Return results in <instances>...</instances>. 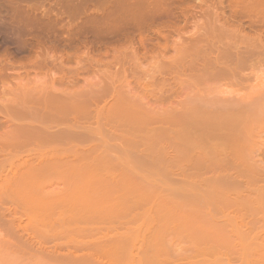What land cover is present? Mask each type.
<instances>
[{
  "label": "bare ground",
  "instance_id": "obj_1",
  "mask_svg": "<svg viewBox=\"0 0 264 264\" xmlns=\"http://www.w3.org/2000/svg\"><path fill=\"white\" fill-rule=\"evenodd\" d=\"M184 1H186V0H184ZM122 2H121V4H119V6L122 5L121 6L122 9H124V8L128 9L129 7L133 8V10L132 9L131 10L128 9V11H130V12L133 11L132 13H129L127 11V9H124V11H126L127 14H129V18H131V19H135L136 18V20H137V19L141 18V20L144 19V20L150 21L154 17H155L154 19H157L156 16H158V14H159V17L161 16V14L164 15L165 13H162V11L166 12V14H165L166 18L167 17L171 18V16L168 13L169 12L168 10L171 11L172 8L170 9L171 6L169 4H167V2H166V4L169 7L165 6V4L163 3V0H132V1L131 0L130 1L129 0H124V1L122 0ZM169 2H170V4L174 5L173 3L176 2V0L175 1L173 0V3L171 2V0H169ZM179 2L180 1H178L177 3L179 4ZM188 2H189V0H188ZM190 2H192V1H190ZM240 2H241V0H240ZM242 2H243L242 7L245 10H252V9H255V8L258 10V14H257L258 16H255V18L256 17H258V18L255 19V20L253 19L254 17L251 18L253 21H251V19H250L251 16L248 17V15H247V17L250 19V22H252L250 24H252V26H253V28H255V30H258L256 32L255 36L252 35V37H256L257 38V41H255V43L256 42L257 43L255 45H254V40L255 39L251 41L250 39H252V37H251V34H249V38L250 37L251 38L250 39H246V41L249 40V41H247V43L249 45L252 44V42H253V44H252L253 46L252 45L247 46L246 44H244L246 46L244 47V45H243L244 48H242V46L238 43L241 46V48H242V49H240L239 47L236 48L235 46H233L234 45V43H233L231 46H233V48L235 47L236 49L232 50V48H230V49L227 48L228 44L225 45V46L223 45L225 49H223V46H221L222 48H220V52L217 51L219 53V55L218 54L215 55L214 58L207 59V58H210V57H207V56H206L207 58L203 57L205 52L204 53L202 52L203 53L202 57H203L204 60L199 56L201 59L198 58L197 60H203L202 62L200 61L201 62L200 64L198 63L199 65L197 63L191 62V60H190V63L187 60V62L189 64H187V62L185 61L186 63L184 62L185 63V65H184V64L181 63V62H183L182 58H183V56H186V54L188 52H186L187 49L184 46V42L181 41L183 43H180V44L183 45L182 46V47H184L183 49H186V50L184 51V55L180 56L181 57V59H180L181 61L178 60V59H177V61H180L179 62L180 65L179 66H181V68H184V66L186 68L187 66H190V64H191V66L194 69V71L200 70L201 73H204V74H202L203 75L202 77L205 76L206 72H207L206 74H208V70L209 71L213 70L212 72H210V73H212L211 74V76H212L211 80H213V78H214L212 86L214 85V81H217L218 79H220L221 82H222V80L224 81L225 79L226 80L230 79L229 81H231V79H232V84L234 85V82L236 84V85H234V86H236L235 87L236 91H238L237 88L238 89H241V88L243 89L245 87V88L248 89L249 92H252V91L254 92V94H253V95H255L254 97H250L251 93L248 94V95L247 94L245 95V94L242 93L239 96H237V95L235 96V95H233L234 93H237L235 91L230 92V93H233L232 96H222L224 92L221 93V91L222 90L224 91V88H225V87L223 88V85H222L223 82L221 84L219 82H216L219 85V87L222 89L221 90L218 87L219 91H217V92L221 93L220 95L216 94V93H213V92H215V88H216L215 87V88H212L213 89V92H212L213 96L211 95V98H209V99L206 98V100H208V101L203 102L201 105L200 104L198 105L197 103L193 102V106H192V104L190 106V101H192V100L187 98V99H189V102L187 101V99H186V101L189 103V106H190V107H188L187 105L185 106V107H187L186 108L187 110H185V109L183 110L182 109L183 111H178L179 107L175 106L173 101H172L173 106L178 107L177 111H174L175 109L174 110L170 109V108H174V107H168L167 106L168 110H165L166 109L165 108L162 112L159 113V112H157L158 110L154 111L156 109L154 106H153L152 110L150 109V108H152L150 106L154 105V102H153V104L150 102V105H148L149 102H147L148 104L145 103L146 105L149 106V109H147V108L146 109H142L141 107H143V105L139 104L140 102L138 100H136V101L138 102V104L140 106L130 96L129 97L132 99L133 102L130 99L127 98L128 96L126 97L124 94L120 95L121 97L122 96L126 97V99L129 101L128 102L127 100H125L124 97H122L123 99L121 97H117V98H121L120 100H122V101L125 100L124 103H123V106L125 104L126 107L124 106V108H122V110L120 109L121 110V112H120L121 115H118L119 111L117 112L118 114L112 112L113 116L111 115L110 117H108V116L111 113H109V115H107V114L106 115H107V118L109 120L110 119L111 120L114 119L116 121H117L116 118L120 116L119 117L120 119H118V120H120L121 124L120 125L117 124L119 126V128L117 126V128H115V131L113 129L112 130L114 131L113 133H118V131L119 132L122 131L124 137L120 133H118V134L121 135L122 137L119 136V135L118 136H114L115 134H113L112 131H111L112 134H110V130L111 129L109 128L110 130L107 131L109 133H106V134H108L107 135L108 138H107V137H105L106 135L103 133L104 129L103 130L99 129V130H101V132L103 134V135H101V133L99 132V135L105 137V139L102 137V139H104L103 142H102L104 145L103 144L102 145L105 147V148H102L103 146H101V144H100L101 142L100 143L97 142V140L99 141L100 138H98V139L96 138V143L94 142V140H95L94 137H97L99 135L98 134H95L97 136L92 135L95 132L91 128L93 130V133H89V134L94 136V137L91 138V136H89V134H88V131L86 129H84V127L86 126L87 123H90V122H87V120H88L87 118H89V121L92 119L94 122L96 121V124L97 123L99 124V120H101L102 118L105 119V117H104L105 115L103 114L104 116L103 115L101 116L100 112L103 113V111H102V109H101V111H99V108L97 109L98 106H96V107L94 106V108H92V110H90L88 113L87 112H82L83 113L82 114L81 111H80V108L84 109V107H82V106L85 105L87 101H89L86 97L85 98L87 99V101L85 99V102L82 105V103H80L79 96L77 97L75 95L77 93H75V94L72 93V96L74 95L73 97L78 98L79 103H77V104H79L81 106L80 108H78L79 105H77L78 107L76 105H74L77 102L74 99H73L74 100V102H73V100L72 101L69 100V99H71L69 97H63V96H59V95H54L52 93L48 94V93H46V92H48L47 90L45 92L46 94L43 92V95L40 93L41 95L39 94V95H37V97H36V93L37 92L34 93L35 95H33L32 94L33 91L31 93L29 91H27V90L24 91V92L22 91L23 93H26V94L29 93V97L30 96L32 97V95H33V97L37 98V99L35 98L37 101H40L43 104L42 108L38 107V106H35L37 104L31 105L32 103L30 104L29 101L32 102L33 100L30 99L29 101L28 100L27 101L32 107H30V105H29V107L25 106L26 104L24 105L25 107H28V109L33 108V106L35 107V109L34 108L30 109L32 111H30V110L28 111L26 109L28 112H26L25 114L29 115V113L31 112L30 114L32 116V114L34 113V110H35V113H37V111H39L37 113V114H39V116L37 117L38 121H35L34 119L32 120L33 116L30 117V119H29L28 115L24 116V113H21L20 110H19V113L21 114L20 119L22 120L23 116L25 118H26V116H28L27 120H28L29 123L25 122V121L20 122L19 117L17 118V116H16L17 120L20 123H15L14 120H13L12 123H14L13 124L14 127H12L11 129L9 128V130L7 129L8 127L7 128L4 127V128H6L5 131H7V130L8 131L5 132L6 134L5 133L2 134V136L3 135L5 136V138H3V139H6L7 134L10 137L16 136V138H14V139L23 138V140H24V138L25 139L26 138H36V139H39L38 140V142L40 141L39 145L41 144L40 146H42L43 148L41 147L42 148L41 149L39 147L40 150L38 151V146H37V152L33 153V155L29 156V158L26 157L27 160H30L31 159L30 157H33L34 161L30 160V162H36V163H32V164L29 163L30 166L27 165V168L25 169L26 171H23V172L19 171L20 170L19 167H21L24 163L23 162H18L17 160H19V159H16L17 157L15 159L13 158V160L11 158H9L12 161H10V160L6 161V162H8V164L6 163L7 166H5L4 158H3L4 162L0 159V201H2L4 203H10V202L17 203V204H19V207H20V208H18V211L19 210H21L23 212L27 211V215H28L27 223L24 224V225H22V223H21V225L19 227L18 224H20V223L18 222V224H17L18 227H17L16 224H15V226L18 228V230L20 228L21 231L26 228L33 235L30 236V234H29L30 237L29 236L28 237L25 236V237H27L26 238L27 242L23 243L20 240L21 236H20V239H19L18 237H16V235H18V234H16V233H15L16 235L14 234V227L12 228L13 225L11 226L12 223L9 222L10 223L9 224L8 222H0V228H1L0 230L3 229L2 231H4V234H5V231H6L8 233V234L6 233L7 236L9 235L11 240H12L11 242L10 241L6 242L7 240H4V239L0 238V249L1 250H7V251H9L8 252L9 254H13L14 252L22 253V255L28 254L30 256H31V254H32V256L35 255V254L39 256V254H40L41 256H43L42 258L40 256L41 259H43L44 257H47V258H44V261H46L45 259H50L49 260L50 264L52 263V262H50L51 260H53V262L56 261L57 262L56 264H58V263H60V264H86V256H87V262L89 264L90 263L92 264V261H91V259L89 257H91V255L93 253H94L93 254L94 256L97 253H99L101 256L104 255V254H101V252H100V246L102 247V244H100V246H99V243L101 241H99L98 239H97L99 241L98 243H97V241L95 243L92 242V244L90 242H88L89 246L93 250L92 254H89V252H90L89 250L90 249L87 248L88 247L87 245H85L87 247H84L83 246L84 243H82V245H81V242L79 243L78 241H77L78 243L75 242L77 245L74 244V248L75 249L77 248L76 250H72L74 248H70L68 251L65 250L66 249V246H64L66 244L65 241H64L63 245L62 244L60 245V247L64 246L65 249H64V247H62L64 250L63 249H59L60 247H59V245H58L59 243L57 241H59V238L62 237V235L59 236V234L57 235V237L53 238V239H55L54 241L57 243L56 245H54V243H55L54 242V243H52L53 244L52 246L51 245L49 246L48 243L45 246V243L46 242H50L51 243L52 241L51 240L47 241V239H49V237L51 238L53 235L57 234L58 232H61V234L64 232V230H65L66 233L69 232L68 231L69 229H67V228L72 223H77V222H81L82 221L85 224H87V223L90 224L91 223V225L93 226L100 219H103V217H105V215H106L105 219H107V215L108 214L112 216V217L110 216L111 219L112 218L115 219L116 217L119 218L118 216H119V212H120L121 209L125 208L127 210L128 208H131V207L136 209V208H138L140 206H143V208H147L150 211L154 210V208H155V212H156V208H157V211H159V213L161 211V217L159 215L158 218L159 219H163L162 217H165V218L169 217V216H165V215H166V213L170 214V212H168V211L171 210V209H169V206L171 207V205H172V204L170 205V203H177V206H178L182 202L181 211H182V209L186 208L187 206H188V208H191V210L193 211V209H192L193 204L192 203H194L195 207L197 208V211H196V208L194 207L195 211L198 214L200 212L201 213L200 215L204 214V215L201 216V219H203L205 223L206 222L208 223L209 221L213 222V220L215 219L216 213L220 212L218 210H221L220 208H222V207L225 208L223 211H225L226 209L232 208L230 210V212L233 210L232 211L233 214L234 213H236V214L239 213L241 215L242 214L241 211H243V214H246L248 217L250 215H248L247 211L250 212L251 216L253 215L255 217H257V215L260 214V216H259V218H261L260 221L262 220V217L264 216V184H260V185L259 184L258 185L257 184L252 185V184H254L253 182H254L255 179L261 180L260 178L264 177V161L261 160V159H264V157L262 156V155H264V153H262V151H264V149H263L264 147H262L261 148L262 150L260 149L261 151L259 150V152L255 151L256 150L255 148L254 149H252V148L256 144V139H257L259 133L264 129V0H242ZM163 4L165 6L164 7L165 10L168 7L167 8L168 12L162 10V9H164L163 8ZM200 5H202V4H200ZM108 6H107V8H108ZM98 8H100V6ZM112 8H114V7H112ZM121 8L118 7L117 9L121 10V12H122ZM175 8H177V7H175ZM194 8H195V6L192 5V4H191V8L188 7L185 10H183L181 8L183 10V11H181V13H182L181 19L186 22L188 20V18L192 16L191 14H194L193 13ZM203 8H204V6L202 7V9ZM244 9H242V10H244ZM191 10H192V13H191ZM204 10H206V9H204ZM121 12H120V14H121ZM134 12H135V14H133ZM252 12H251L252 14L250 13L251 15L254 14V10ZM123 13H125V12H123ZM176 13L178 14V12H176ZM198 13H199V11H198ZM242 13H245V12L242 11L240 13V15ZM122 15H124V14H122ZM133 15H136V16L133 18ZM137 15H139V16H137ZM163 15L161 17L162 19L164 17ZM116 16L117 15H115V17ZM126 16H128V15H126ZM126 16L123 19H125ZM245 16L243 15V17H245ZM159 17H158L157 20L161 19ZM172 17H174V19H175V16L172 15ZM120 18H121V15H120ZM129 18H126V19H129ZM108 19H109V17H108ZM131 19H130V21H131ZM113 20H114V18H113ZM118 20H120V19H118ZM144 20H142V21H144ZM157 20H155V21H157ZM175 20H178V19H175ZM147 21H145V22L147 23ZM131 22H130V24H131ZM137 22H138V20H137ZM150 22H151V24H150ZM150 22H149V24L152 25L153 21H150ZM158 22L162 23L163 21H158ZM175 22L176 21L166 24L165 21H164V24H162V26H161L160 23H158L160 25L158 26V28L156 26V29L154 31H156V34H158L159 37L161 36L162 39H164V40L166 38L170 39V37H168V34H170L169 32L171 31V33H172L173 32L172 30H174V29L176 30V28H177V26H173L175 24ZM117 23H116V27H117ZM223 23H225V22L223 21ZM127 24H129V23H127ZM127 24H126V26H127ZM149 24H147V26ZM235 24H233L232 27H234ZM108 25H109V23H108ZM120 25H121V23H120ZM177 25H178V23H177ZM220 25H223V24H220ZM126 26H125V28H126ZM108 27H111V26L109 25ZM121 27H122V25H121ZM121 27H120V29H121ZM131 27L133 28V26H131ZM163 27L167 28V29L165 28L166 32H162L161 31V30L164 29ZM232 27H231V29L235 28V27L234 28H232ZM241 28H240V30H242ZM120 29L118 30L119 32L121 31ZM178 29H179V26H178ZM115 30H116V28H115ZM129 30H130V28L127 30V33H126V31L124 33L128 34ZM177 32H175V33H177ZM212 32H213V30H212ZM244 33L245 32H243V34ZM254 33H252V34H254ZM206 34H208V33H206ZM243 34L242 35L240 34V35L243 36ZM154 35H153V38L156 37ZM223 35H225V34H223ZM240 35H238V36H239V38L242 39V37ZM129 36L132 37L133 35L130 34ZM203 36L204 35L202 34L201 37H199L198 35H197V37L196 36H191V37H196L193 40V42H195V40L197 42L198 40H200V38L203 39V41L206 40V39L208 40V38H202ZM244 36L247 37L245 34H244ZM244 36H243V38H245ZM109 37H110L109 39L111 41L112 37L111 36H109ZM115 37L116 36L114 35V38ZM125 37H126V35H125ZM127 37H128V35H127ZM149 37H146V42L147 41L149 42V39L147 40V38H149ZM204 37H208V36H204ZM114 38H112V39L114 40ZM118 38H120V37H118ZM211 38H213V35H212ZM239 38L237 37V39H239ZM128 39H129V37H128ZM105 40H107V39H105ZM116 40H117V38L114 41L116 42ZM120 41H121V39H120ZM150 41H151V39H150ZM153 41H155V40H153ZM203 41H200V42H203ZM209 41H207V42H209ZM227 41L230 44V41L229 40H227ZM239 42H241V40ZM243 42H241V43H243ZM106 43H107V41H106ZM111 43H113V42H111ZM129 43H131V42H129ZM142 43H140V41H139V44H142ZM153 43L157 44L159 42L157 41V42H153ZM153 43H152V45H153ZM110 44H108V46ZM148 44L149 43L144 44V46L148 45ZM209 45L210 44H208V46ZM235 45H237V44H235ZM149 46H151V45H149ZM194 46H196V44ZM199 46H200V43H199ZM211 46L213 47L214 45H211ZM151 47H153V46H151ZM180 47H178L179 48L178 52H180L179 50H182V48L180 49ZM155 48L156 47H154V49ZM147 49L150 50V48H148V47H147ZM198 49H200V47ZM174 50H176V49H174ZM195 51H196V54H197L198 53L197 52V46L195 48ZM202 51H203V49H202ZM208 51L210 52V50H207L206 52H208ZM181 52L183 53V51H181ZM142 54H143V56L145 55V53H142ZM179 54L176 53L174 56L177 57V55L179 56ZM196 54L193 57H196ZM215 54H216V51H215ZM134 55H136V53ZM174 56H172V57L174 59H176V57H174ZM138 57H136V58H138ZM193 57H192V59H193ZM211 57H213V56H211ZM196 58H195V60H196ZM174 59H172V60L174 61ZM195 60H192V61H195ZM197 60H196V62H197ZM29 64H31V63H29ZM173 64L176 65L175 61H174ZM34 65H37V64H34ZM167 65L169 66L170 64L168 63V64H166V66ZM179 66L177 65V67L176 66L175 67L178 68ZM191 66H190V72L189 73H188L189 67L186 68L187 69V73L190 74V77H188L189 79L192 78L191 74L194 72V71H192L193 69L191 68ZM176 68L173 67V69H176ZM181 68L180 69L178 68V69L181 70ZM208 68H211L212 70H210ZM169 69H172V68H169ZM186 69L184 71H186ZM201 70H203V71H201ZM167 72H169V71H167ZM173 72H174V70H172V73ZM200 72L198 71V73H199L198 75L201 74ZM176 73L178 74V72H176ZM184 73H186V72H184ZM173 75H174V73H173ZM185 76H186L185 78H187L188 75H185ZM179 77H180V75H179ZM207 77H209V76H207ZM163 78H165V76H163ZM181 79L177 81L179 83V85H180V82H181L180 88H181V86L183 87ZM150 80H152V78ZM173 80H175V78H173ZM155 81H157V80H155ZM162 81H165V80L162 79ZM171 81H172V79H171ZM25 82H23V83H25ZM151 83H149V84H151ZM167 83H166V85H167ZM26 84L27 83H25V85ZM217 84L214 85V86H218ZM223 84L224 85L225 84L228 85L227 83H223ZM229 84H230V82H229ZM232 84H230V85H232ZM243 85H245V86H243ZM241 86H243V87H241ZM37 88H38V85H37ZM39 88H40V85H39ZM47 88H49V87H47ZM235 88H233V90H235ZM164 89H165V87H164ZM91 90L92 89H90L89 92ZM170 90H173V89L170 88ZM66 91H67V89H66ZM174 91L175 90H173V92ZM22 92H21V94H22ZM70 92H72V91H70ZM93 92H94V90H93ZM96 92H98V91H96ZM173 92H171V93H173ZM228 92L226 90L224 95L226 93H228ZM30 94H32V95H30ZM64 94H65V92H64ZM69 94L71 95V93H69ZM90 94H92L93 96H94V94L97 95L95 92L94 93H90ZM168 94H169V97H170V93L169 92H168ZM200 94H202V93H200ZM237 94H240V92L238 91ZM98 95H99V93H98ZM106 95H107V93H106ZM118 95H119V93H118ZM197 95L198 94H196V96ZM227 95H231V94H227ZM80 96H81V94H80ZM84 96H85V93H84ZM93 96H92V98H93ZM172 96H174V93L172 94ZM20 97H21V95H20ZM20 97L18 98V96H17L18 99H20ZM25 97L27 98V96H25ZM81 98H82V96H81ZM92 98L90 97V100ZM95 98H97V97H95ZM156 98H158V97L156 96ZM160 98H162V97L160 96L159 99ZM166 98L167 97H165V99ZM165 99H164V101H165ZM23 100H24V98H23ZM116 100H119V99H116ZM116 100H115V104L116 103L118 104L119 101L116 102ZM166 100H169V99L167 98ZM196 100H198V99L196 98ZM37 101H35L34 103H36ZM122 101H120V102H122ZM14 102H15V100H14ZM71 102H73V103H71ZM95 102H97V101H95ZM127 102H128V104H127ZM130 102H131V104H129ZM159 102L161 103V99H160ZM176 102L177 101H175V103ZM184 102H185V100H184ZM91 103H92V101H91ZM91 103L87 102V104H88V106L90 108L92 107V105L90 106ZM156 103L158 105H160V103H158V102H156ZM172 103H171V105H172ZM179 103H181V102H179ZM95 104L96 103H94L93 105H95ZM17 105H18V103H17ZM176 105H178V103H176ZM184 105L185 104H183V106ZM13 106H14V103H13ZM85 106H87V105H85ZM120 106H122L121 103H120ZM162 107H164V106H162ZM9 108L7 107V109H9ZM115 108H117V107H115ZM119 108L120 107H118V110H119ZM7 109H6V112H7ZM85 109L86 110H84V111H88L86 107H85ZM158 109H159V107H158ZM23 110L26 111L25 109H23ZM10 111H12V110L9 109V113H10ZM15 111L18 112V110H14L13 113H15ZM21 111H22V109H21ZM116 111H117V109H116ZM116 111H114V112H116ZM6 112H5V114H6ZM9 113H8V115L7 114L6 115L7 116H9L10 114L13 115L12 112L10 114ZM37 114H35V115L37 116ZM79 117L80 118H85L84 120L86 122H84L83 119H80ZM33 118H36V117H33ZM78 119H80V120H78ZM7 121L9 122V119H7ZM32 121H34V122H32ZM82 121H83V123H86V124H83ZM36 122H37V124H36ZM111 122H113V121H111ZM120 122H117V123H120ZM101 123L102 122H100V124ZM7 124L8 123H6V125ZM9 124H11V123L9 122ZM89 125H91V124H89ZM9 126H12V124L9 125ZM99 126L100 125H98V127ZM120 127H123V128H120ZM1 128H2V125H1ZM88 128H89V126H88ZM82 129L85 130V131H83ZM118 129H120V130H118ZM99 130L97 129L96 131L98 132ZM82 131H83V133H82ZM86 131H87V133H86ZM2 132H3V129H2ZM84 133L88 134V137ZM168 133L172 134L173 138H170V136L168 137ZM113 136L115 138H113ZM109 137H111L112 139H117V137L120 138V139L124 138V141L123 140L122 141L125 144L122 142L123 143L122 144L123 146H122L121 144L119 145V144H117V143H115L113 141L114 144L111 145L110 143H111L112 139L111 138L109 139ZM106 138L108 139V141H110L109 144H108V141L106 140ZM18 141H20V140H18ZM1 143H2V141L0 142V152H1V147H2ZM263 143H262V145H263ZM2 144H6V143H2ZM114 145L115 146L118 145V146L115 147ZM20 146L19 145L16 146L17 149ZM35 146H36V144H35ZM5 147H6V145H5ZM255 147H257V146L255 145ZM23 148L24 147L22 146V149ZM19 149H18V151H19ZM22 149H20V150H22ZM11 150H10V152H11ZM107 151H109L110 153H111V151L115 152V155L112 156L113 158L110 157V153L107 152ZM5 152H8V151H5ZM10 152H8V153H10ZM103 152H106V153H103ZM1 153H3V151ZM259 153H261V156H260ZM15 154H17V153H15ZM5 157H7V156H5ZM10 157H11V155H10ZM18 157H20L19 154H18ZM5 159H7V158H5ZM26 159L24 158V160H26ZM22 160H23V158L21 159V161ZM12 166L15 167L14 170H17V169L18 170L15 171V173H14V172H12L13 168H11V172L13 174L11 173V175H9L10 172L8 173V171H10V170H8V171H6V170H7V167L9 169ZM5 168H6L5 171L8 173V175L7 174L6 175L3 174V173H5V171H4ZM18 171L20 173H18ZM104 173H106L107 175L104 174ZM116 173H118L120 176H122V180H117L115 183H109V185L112 184V185H110V190L112 192L109 194V197L106 198L105 197L106 191H105V189L101 188V182L102 181L100 180L101 178H99V175H103V176L106 175V176H109V179L114 180ZM73 174H78L81 177L73 176ZM89 175L92 176L90 179H88V177H86V176H89ZM97 176H98V178H97ZM240 177L241 178L244 177V179H246V180L248 178V180H249L248 182L249 183L251 182V184H249L246 181H244V182L236 181V180H238L236 178H239V180H240ZM251 177L255 178V179L254 180H250L249 178H251ZM54 180H56L57 184L59 182L57 180H60V183L62 181V183L65 184L64 188L62 187L63 190H62V188L60 189L59 187H57V189H56V187H54L55 185L54 186L52 185V184L55 183V182L53 183ZM98 180H100L101 182L98 181ZM97 181L100 183V185H99V183ZM104 182H106V181H103L102 183H104ZM256 182L262 183V182H260L258 180ZM51 186L53 187L52 189L50 188ZM90 187H91V190H90ZM210 188H211V190L214 189V192L213 191L209 192L208 190ZM216 188L218 190H215ZM225 188L227 190H229V192L227 190H225ZM93 189L95 190L94 191L95 195L93 193ZM97 189H98V191H97ZM224 190L228 192V196H226L227 192L225 193ZM230 190H234V191L230 192ZM240 190H241V192L244 191L243 193H245V195L241 193V195H244V196L249 195L253 191H254L253 192L254 194L256 193V191H258L259 194L257 192V194H255V195H259V196L258 197L255 196L252 199L253 201L249 197L245 199L246 201L244 200V198L242 199L240 197V200L238 199L239 200L238 204L240 206H238V204L236 203V198L234 199V197H233L232 199H234V200H231V197H229V193H236V192L239 191L236 194L240 195ZM206 191H208V194L211 193V192L216 193L215 195H217L218 197L217 198L215 197L216 201L215 200H212V201L210 200L211 198H213L212 197L213 194L209 195L210 199L206 198V197L203 198V201H204L205 206H206V209H204L205 207L203 205L204 203H202V201H201L202 200L201 197L203 195L205 196ZM220 192L222 194H220ZM236 194H235V196H237ZM103 195H104V197H102ZM196 195H202L201 197L199 196L200 199H198L201 202H199L198 200H195V196ZM221 195H225V196H221ZM183 196H185V197H183ZM230 196H231V194H230ZM170 197H172L173 199L176 198L178 200L177 201L173 200ZM179 198L182 201H180ZM256 198L258 199V201H257L258 202L257 203L258 206H257V210H254L256 208V206H255V208L252 207V209H251V206H253V203L254 204L256 203ZM220 199H221V201H218ZM227 199H229V201ZM241 199H242V201H241ZM192 200L193 201L195 200V201L193 202ZM230 200L232 201V203L230 202ZM247 200H248V202H250V201L253 202L252 205L250 206V210H253L256 213V215H255V213L253 211H249V205L250 204H248ZM183 201L186 202L187 206L186 205L184 206L185 202H183ZM207 201L208 202L211 201L212 204H216L214 202H217V203L220 202L219 204L222 203V205H220L221 207H218L219 204H216L217 206L214 205V206H216L215 208H213L214 206L212 208H209V205H208V207L206 205L208 203ZM225 201H226V203H225ZM240 201H241V203L243 201H245L246 204H248V206H247L248 210L247 211H245L247 209V208L245 209L246 206L243 203L240 204ZM211 202H209V204ZM201 203H202V206H201ZM229 203H230L231 206L229 205ZM104 204H106V205L104 206ZM166 204H167L168 207L166 206ZM190 204H192V205H190ZM196 204H197V206H196ZM212 204H211V206H212ZM234 205H235V207H234ZM243 205L245 206L244 209H243ZM163 206H165V207H163ZM199 206L201 208L203 207L202 211H201V208ZM179 208H180V206H179ZM188 208H186V210ZM207 208L211 209L210 212L208 211V213L210 215L212 213H214V211H215L214 217L213 216L211 217L210 215L208 216V213H207V215H205V211L207 210ZM217 208H218V210H217ZM233 208H235V211H234ZM236 208L238 210H236ZM239 208H240V210H239ZM107 209H108V211L111 210L110 212L113 215H115V213H117L118 215H116V217L115 216L113 217V215L110 214V212H108ZM162 209H164V211ZM172 209H174V208L172 207ZM241 209H243V210H241ZM190 211L185 212V213L188 214V213H190ZM211 211H213V212L211 213ZM216 211H218V212H216ZM236 211H238V212H236ZM196 212H194V213H196ZM202 212H204V213H202ZM251 212H253L254 214H252ZM99 213L101 214V216H100ZM104 213H106V214H104ZM223 213L224 212H222V210H221V215H223ZM97 214H99V215H97ZM236 214L230 216L231 219L234 216H236ZM146 215H148V214H146ZM149 215L151 216V213ZM179 215L180 216L177 217L178 219L182 218L181 215H184V214L180 213ZM195 215H197V214H195ZM240 215H239V217H240ZM242 215H241L242 218L241 219L239 218L242 221H239V222L243 223V224L247 223L249 225L251 218L249 217V219H247L248 217L246 215H245L246 217H244V215L243 216ZM89 216L92 217V218H93V216H94V218L96 217V220H97L98 217H101V218L98 219L96 222H95V220H93L94 219L93 218L92 221L90 222ZM205 216H206V218H204ZM223 216L221 218H223ZM148 217L147 218L144 217L145 218V220H144L145 222H146V219H147V222H146L147 224H150L151 221H156V219H157V216L155 218L154 214H153V216L151 218L153 219V217H154L155 220H152L150 218L151 220L149 221ZM170 217H172V216H170ZM207 217H208L209 221L207 220ZM209 217H211V218H209ZM117 218H116V220H117ZM165 218H164V221H167L168 219L166 218V220H165ZM224 218H225V216H224ZM237 218H238V216L234 217V219L236 221L239 220V219L237 220ZM244 218L246 219V223H244L245 222ZM87 219H88L89 222L87 221ZM137 219L139 220V222L143 223L142 222L143 221L142 220V216H140V218H138V217L135 218V221H134V219H133V221L131 219L130 222L133 223V224L137 223L136 225L139 226ZM86 221H87V223H86ZM164 221H162V222H164ZM128 222H129V220L126 223L125 222H123V223L127 224ZM261 222H263V221H261ZM92 223H94V224H92ZM98 224L101 225V222L98 223ZM91 225L88 226V227H90V229L92 228ZM100 225H99V227H100ZM103 225H105V224H103ZM250 225H251V223H250ZM23 227H25V228H23ZM249 227L250 226H248L247 228L250 229ZM81 228L82 227L80 226V228H77V230H76V228L75 229H70V234H71L72 230L75 232V233H73V231H72V235L73 234H75V235L81 234V233H83L81 231H86L87 230V229L86 230L84 229L86 227H83L84 230H82ZM129 228H131V227H129ZM258 228H260V227H258ZM237 229L240 230V227L237 228ZM237 229H236V231H238ZM149 230H150L149 228H148V230L147 229L143 230L142 234L144 233V236L142 235V238L144 237V239H145V237L147 235L149 236V232H150ZM254 230H258V229L256 228ZM44 231H45V233H43ZM130 231L131 230H129V232ZM144 231H147L146 232L147 234ZM250 231H251V229L249 231L247 229L246 230L244 229L242 231V229H241L239 232H235V236H237V240H241L242 242H244L242 245L245 244L244 246H246V244L248 242V243L251 244L252 248L258 249V251H256L257 253H259V251L260 252L264 251V230L258 231V232L255 231V233L253 231H251L252 232L251 233ZM27 232L28 231H26V233ZM65 232L63 233V235L65 234ZM152 232L153 231H151L150 234H155L154 232L153 233ZM46 233H47V236L45 235ZM48 233L50 234L49 236H48ZM84 233H86V232H84ZM135 233H137L136 230H135ZM41 234H43V236ZM86 234H88V233H86ZM136 235L137 234H135L134 237ZM132 236L133 235H131V237ZM148 236L146 237L147 239H145V240L149 239L147 241V243L149 244V243H152L150 238H153V237H151L152 235H150L149 237ZM113 238L114 237H112V240L111 239L110 240L108 239V240L113 243V241H115V240H113ZM127 238H129V237H127ZM1 239L4 240V241H1ZM56 239H58V240L56 241ZM70 239H72V238H70ZM24 240H25V238H24ZM108 240H107V242H109ZM128 240L130 241V238ZM119 241L120 240H118V245H119ZM141 241L143 242L142 239H141ZM104 242H105V240H104ZM115 242H117V241H115ZM142 242L140 244H142ZM88 243L86 242L85 244H88ZM70 244H72V242ZM78 244H80V245H78ZM93 244H95V245H93ZM105 244H106V242H105ZM113 244L115 245V243H113ZM206 244H204L203 246H205ZM57 245H58L59 248L56 247ZM92 245L94 247L95 246H97V247L94 248V247H92ZM110 245H112V244H110ZM110 245H108V248H105L106 249L105 251H108L107 249H110V248L113 247V250L111 249V253H109V260L110 261L108 259L105 260V258H104V260H105V262L109 261L110 262V263L108 262L109 264H114V263L117 264L115 262V260H117L118 258H116L115 256H117V257L123 256V255H120L122 252L120 253V249L119 248H121V247L118 246L119 247L118 248L119 251L116 252L115 247H117V246L115 245V247H114V246H110ZM156 245L158 246V244H156ZM156 245L154 247L155 249L153 248L154 249V252L152 251L153 254L154 253H159L160 250L163 249L162 247L160 249V247L158 246V248H159V252H158L157 251L158 249H156L157 248ZM209 245L208 246L206 245L205 247H202L203 248L202 249L203 252L201 250H199L200 248H198V250H197L198 254H197V251H196V253H194L193 256L195 254L199 255V251H200V255L201 256L203 254H205V252L208 253V250L211 251L213 249V247L210 248L211 245L210 246ZM103 246L106 247L105 245H103ZM144 246H142L141 248H144ZM98 247H99V250H98ZM250 247H246V248L244 247V248L247 251L251 250L250 251V253H251L253 251V249L250 248ZM83 248L84 249L87 248V250L85 249V251H83ZM146 248H148V247H146ZM204 248H205V251H204ZM206 248H208V249H206ZM67 249H68V247H67ZM102 249H103V247H102ZM144 249L143 250L142 249L141 250L137 249V251H134L133 253H128V254H126V256H128L132 260H137L138 262L136 261V263L141 264L143 261L141 263H140V261L142 259H144V258L151 260L153 258H159L160 256H162V254H163V256H164V254L166 255V253L168 254V252L164 249L165 253L162 251L163 253L160 252V254L162 253L161 255L158 254L159 257H155L156 254H154L155 255L154 256L152 254V252H151V250H153V249L149 248L150 249L149 252H151L150 254L146 251L147 249H145V250ZM248 249H250V250H248ZM70 250H72V251H70ZM95 250L99 251V252L96 253ZM86 252H88V253H86ZM170 252L171 251L169 249V253ZM201 252H202V254H201ZM257 253H255L256 256H258ZM87 254L90 255V256H88ZM117 254H119V255H117ZM172 254H173V252H172ZM260 254L264 257V255H263L264 253L263 252L260 253ZM28 255H27V257H28ZM197 255H195L194 257L197 260H199V256L200 255L199 256H197ZM243 255L244 254H242V256ZM101 256H99V258H103ZM170 256H168V257L170 258ZM186 256L189 257L188 255H186ZM186 256H183V257L185 258ZM209 256L211 257V255H209ZM209 256H208V258H210ZM228 256H229V254H228ZM166 257H167V255H166ZM166 257L164 256L163 258L166 260L167 259ZM175 257H171V259L166 260V263H170L171 261L174 264L179 263V262H174V260L176 261V259H177ZM178 257H180V256H178ZM203 257L205 258L206 256L203 255ZM213 257H214V260H215L216 256H213ZM213 257H212V259H213ZM248 257H245L243 259H246ZM258 257L254 256V258H256L257 260H258ZM263 257H262V259H263ZM99 258H98V260H101ZM172 258H175V259H172ZM202 258H201V260H202ZM208 258H207V260L205 259V262L208 261ZM222 258H223V255H222ZM222 258L220 257L219 259H221L220 262L222 261L221 263L224 264L226 261H224ZM225 258H227V256ZM228 258L230 259V257H228ZM159 259L162 260V257L159 258ZM159 259H156V261H155V262H157V260H158V264L160 263ZM219 259L217 258V260H219ZM229 259H228V261L230 263L231 260H229ZM98 260H96V261L98 262ZM118 260H123V257L121 259L119 258ZM118 260H117V262H118ZM169 260H170V262H169ZM187 260H190V259H187ZM201 260H200V262H201L200 264H213V263H210V262L211 261L214 262L211 259H210L211 260L210 262L208 261L209 263L208 262L205 263L203 260L202 261ZM253 260L252 261L254 262V264L255 263L259 264L258 261L260 260V258H259L258 261L255 260V259H253ZM191 261H193V260H191ZM246 261H247V259L245 260V262ZM255 261H257V262H255ZM122 262L125 263L124 261H121V263ZM187 262H189V261H187ZM250 262L251 261H249V263ZM46 263L49 264L48 260H47ZM46 263L44 262L42 264H46ZM190 263H192V262H190ZM262 263L264 264V262H262ZM54 264H55V262H54ZM93 264H94V262H93ZM104 264H106V263H104ZM144 264H146V262H144ZM182 264H184V261L182 262ZM186 264H188V263H186ZM193 264H196V262L193 263ZM214 264H217V262L214 263Z\"/></svg>",
  "mask_w": 264,
  "mask_h": 264
},
{
  "label": "rangeland",
  "instance_id": "obj_2",
  "mask_svg": "<svg viewBox=\"0 0 264 264\" xmlns=\"http://www.w3.org/2000/svg\"><path fill=\"white\" fill-rule=\"evenodd\" d=\"M178 1H180L179 4L177 3ZM190 1H192L193 3L190 2ZM121 2H122V0H0V118H1L0 119V133H1L0 134V142L2 141V143H6V144H2L1 143V146H2L1 147V152L3 151V153L0 152L1 153L0 154V159L3 161V158H4L5 166H7L6 163L8 164V162H6V161H8V160L12 161L13 158L15 159L16 157H17L16 159H19V160H17L18 162H23L24 163L21 167H19V169H20L19 171H22V172L23 171H26L25 169L27 168V165L30 166L29 163H31V164L32 163H36V162H30V160H33L34 161L33 157H30L31 158L30 160H27L26 157L29 158V156H31V155H33V153L37 152V146H38V151L40 150L39 147L41 148L42 146H40L41 144L39 145V143H40V141L38 142L39 139H36V138H26V139L24 138V140H23V138H21V139L20 138L19 139H14V138H16V136L10 137V136H8V134L6 136V139H3V138H5V136L3 135L4 136L3 137L2 134L5 133V132H7L9 130V128L11 129L12 127H14L13 126L14 123H12L13 120H14L15 123H20L22 121L28 122V120H27L28 116H29V119H30V117L33 116V117H36V118H33L32 117V120L34 119L35 121H38L37 117L39 116V114H37V113L39 111H37V113H35V110H34V113L32 112L33 113L32 116L30 114L31 112L29 113V115L28 114H25V113L28 112L30 109H33V108L35 109L34 106H33V108L28 109V107H29V105L31 103H32L31 105L37 104L35 106H38V107H41L42 108L43 104L40 101H37L36 100L37 99L36 97L40 93L43 95V92L45 93L46 90L48 91V92H46L48 94H51L52 93L54 95H59V96H63V97H69V98H71V99H69L71 101L74 99L75 101H77L74 104L76 106L79 105V104H77V103H79V101H78V98L73 97L74 95L72 96V93L73 94L77 93L75 95L77 97L79 96V100H80V103H82V105L84 104L86 98L89 100V101H87V99H86V101L88 103L89 102L91 103V101H92V103L90 104V106L92 105L91 108L88 106L87 102L85 104L87 106H85V105L82 106V107H84V109L83 108H80L81 107L80 105H79V107L78 106L77 107L80 108L81 113L82 112H87L88 113L90 110H92V108H94V106L95 107L98 106L97 109L99 108V111H101V109H102L103 113L100 112V114H101V116L104 114L105 116L104 115L103 116L105 117V119L102 118L101 120H99V124L98 123L96 124V121L94 122L92 119L89 121V118H87L88 119L87 122H90V123H87L88 124L87 125L86 123H83V121L86 122L84 120L85 118H80V117L79 118L80 119H83V121H82L83 124H86V126L84 127V129H86L88 131V134L89 133H93V130H94L95 133L92 134V135L97 136L95 134H98L99 135V132L101 133V135H103L102 132H101V130L104 129L103 130V133L106 135L105 137H107V135H108L106 133H109L107 131H109L111 129L110 130V134H112L115 131V128H117V126H118L117 124H119V125L121 124L120 120H118V119H120L119 118L120 116L116 118L117 121L114 120V119L113 120L110 119L111 121H113V122H111L107 118V115H109V113H111L108 116V117H110L113 113L118 114L117 113L118 111H119V114L118 115H121L120 112H121L122 108H124V106L126 107L125 104L123 106V103H124L125 100H127L126 99L127 96H128L127 98L130 99L131 101H132V99H134L135 102H137L136 100H138L140 102L139 104H142L143 105V107H141L142 109H146V108L149 109V106L148 105H150V102L152 104L154 102V105L151 104L152 106H150V107H152V108H150V109L152 110L153 109V106H154L156 108V109L154 108L155 109L154 111L158 110L157 112H159V113L162 112L165 108H166L165 110H168L167 109L168 107H174V108H170L172 110L175 109L174 111H177L178 107H179V110L178 111H183L184 109L187 110L186 109L187 107H185V106L187 105L188 107H190L191 104L193 106V102L197 103L198 105L199 104L201 105L203 102L208 101V100H206V98H208V99L211 98V95H212V92H213V89L212 88H215V87H216L215 88V92H213V93H216V94H219V95L222 92L225 93L226 90H227V92L229 91L225 95L223 93L222 96H232L233 93H230V92H233V91H235L237 93H238V91L240 92V94L234 93L233 95H235V96L236 95L239 96L242 93L245 94V95L246 94L248 95V94L251 93L250 94L251 95L250 97H254L255 96V95H253L254 94L253 91H252L253 92L252 93V92H249L248 89L245 88V87L243 89L241 88V87H243L245 85L241 86L240 87L241 89H238L237 88L238 91H236V88H235L236 86H234L236 84H235L234 81H233L234 82V85L232 84V79H231V81H229L230 79H227V80L225 79L224 80L225 82L222 80L223 83H227L228 85H226V84L224 85L221 82L220 79H218L219 81L218 80L217 81H214V85L217 84L216 82H219L220 84L222 83L223 88L225 87L224 88V91L219 87L218 84H217L218 86H214V85L212 86V83H213L214 78H213V80H211L212 79V76H211L212 73H210V72L213 71L211 68H208V69L212 70V71H209L208 70V74H206L207 72L205 71L206 70L205 69L204 70L206 72L205 73V76L202 77L203 76L202 74H204V73H201L200 70H198L201 73L200 75H198L199 74L198 71H194V69L192 68V66L190 64L191 68L193 69V70L192 69L191 70L194 71L193 73L191 72L192 73L191 74V77L192 78H190L191 79L190 80L188 78V77H190V74H188L190 72V66H187V67H189V69H188L189 71L187 73V69H186L187 67L185 68L184 65L187 62V60H188L189 63H190V60H191V62H194V63H197V64L199 63L200 64L204 60L203 57H205V58L210 57V58H207V59L214 58L215 55H217V54L219 55V53L217 51L220 52V48H222L221 46H223V45L225 46V45L228 44L229 46L227 45V48H229V49L232 48V50L233 49H236L238 47L240 49H242L246 45L247 46L252 45L253 42H252V44L249 45L247 43V41H249V40L246 41V39H250L252 37V35L255 36L256 35V32L258 31V30H255V28H253L252 24H250V23H252V22H250V19L251 18L254 17L253 18L254 20L258 18V17L255 18V16H258L257 15L258 14V10L256 8L255 9H252V10H245L242 7V4H243L242 0H241V2H240V0H238V1L237 0H219V1L218 0H189V2H188V0H186V1H184V0H176V2H174V3H173V0H171V2L174 5L170 4L169 0H167V1L166 0H163V3L165 4V6H168L167 4H169L171 6L170 9L172 8V10H173V11L171 10L172 12L170 10H168L167 8L169 6L165 10V8H164L165 6L163 4V8L164 9H162V10H164V11H167L168 10L169 12L168 11L167 12L171 16V18L170 17H167L166 18V15H165L166 12H163L161 10L162 13H165V14L164 15L161 14L160 17H159V14H158V16H156V17L158 19V17L161 18L162 15H163L165 18L163 17V19L161 18V19L157 20V19H154L155 18L154 17L152 20H150V21H153L152 25H150L151 22L150 21H147V20H144V19H142V20H144V21H142L141 18H140L141 16L139 17L140 19H137L138 22H137L136 18L135 19L129 18V14H127V12L124 11V9H127V8L122 9L121 8L122 5L119 6V4H121ZM166 2H167V4H166ZM190 3L195 6L194 11H193L194 14H191L192 15L191 16L192 18L189 17L188 20L185 22L184 20L181 19V15H182L181 11L185 10L188 7L191 8V4ZM199 3L202 4V5H200ZM99 6H100V8H98ZM107 6H108V8H107ZM174 6L177 7V8H175ZM203 6H204V8L202 9ZM112 7H114V8H112ZM118 7L122 9V12H121V10L117 9ZM128 9L129 10H131V9L133 10L132 7H129ZM128 9H127V11H128ZM204 9H206V10H204ZM242 9H244L245 11L242 10ZM253 10H254V14L251 15L253 13L252 12ZM119 11L121 12V14H120ZM198 11H199V13H198ZM242 11L245 12V13H242L240 15V13ZM123 12H125V13H123ZM128 12L129 13H132L133 11H131V12L128 11ZM176 12H178V14ZM191 13H192V10H191ZM119 14L121 15V18H120V15ZM122 14H124V15H122ZM133 14H135V12ZM171 14L173 16H175V19H178V20H175L174 17H172ZM115 15H117L118 17L117 16L116 17L118 19H120V20H118L115 17ZM126 15H128V16H126ZM243 15L244 16L246 15V16L243 17ZM247 15H248V17L251 16L250 19L247 17ZM125 16H126V18H129V19H126V18L123 19ZM135 16L136 15H133V18ZM137 16H139V15H137ZM108 17H109V19H108ZM113 18H114V20H113ZM130 19H131V21L132 20L133 21L131 22ZM155 20H157V21H155ZM145 21H147V23ZM158 21H163V22L161 23V22H158ZM164 21H165L166 24L176 21L175 22L176 25L174 24L173 26H177L176 30L175 29L172 30L174 33L173 32L171 33V31L169 32L170 34H168V37H170V39L168 38L169 39L168 40L166 38L165 39L166 41L164 39H162L161 36L159 37V35L156 34V31H154L156 29V26H157V28H158V26L160 24L162 26V24H164ZM223 21L225 23H223ZM251 21H253V20L251 19ZM107 22L109 23V25L111 27H108L109 25H108ZM130 22H131V24H130ZM149 22H150V24H149ZM116 23H117V27H116ZM120 23H121L122 27H121ZM125 23L126 24L129 23V24H127V26H126ZM158 23H160V24H158ZM177 23H178V25H177ZM147 24H149V25L147 26ZM220 24H223V25H220ZM233 24H235L237 27L235 25H234L235 28L232 27ZM130 25L133 26V28ZM125 26H126V28H125ZM178 26H179V29L181 28L182 30L181 29L179 30L178 29ZM120 27H121V29H120ZM231 27L234 28V29H231ZM115 28H116V30H115ZM127 28L128 29L130 28L128 34H126L127 33V30H128ZM165 28L163 29L164 31L163 30H161V31L162 32H166ZM240 28L242 30H240ZM119 29L121 31L122 30L123 31L122 32L121 31L119 32L118 31ZM212 30H213V32H212ZM125 31H126V33H124ZM175 32H177V33H175ZM243 32H245L244 34L247 37L244 36ZM206 33H208V34H206ZM252 33H254V34H252ZM130 34L133 35V36L132 37L129 36ZM200 34L201 35L203 34L204 36H208V37H204V36L202 37V38H208V40L206 39V40L203 41V39L200 38V40H198L197 42H196V40H195V42H193V40L197 37V35L199 37H201ZM223 34H225V35H223ZM240 34L241 35L243 34V36L245 38H243V36H241ZM249 34H251V37L250 38H249ZM114 35L116 36L115 38H114ZM125 35H126V37H125ZM127 35L129 37V39H128ZM153 35L156 36V37L153 38ZM212 35H213V38H211ZM238 35H240L242 37V39L239 38ZM109 36H111L112 38H114V40L117 38L116 42L112 38H111V41H110V39H109L110 37ZM191 36H196V37H191ZM118 37H120V38H118ZM146 37H149V38H147V40L149 39V42L148 41L146 42ZM237 37L241 40V42H243L244 40L246 42L245 41L243 43L239 42L240 40L237 39ZM105 39H107V40H105ZM120 39H121L122 42L120 41ZM150 39H151V41H150ZM153 40H155V41H153ZM227 40L230 41V44H229V42ZM250 40L251 41L254 40V45L257 43V42L255 43V41H257V38L256 37H252V39H250ZM106 41H107V43H106ZM128 41L131 42V43H129ZM139 41H140V43H142L144 41L145 42V43L143 42L144 44H147V43H149V44L144 46L143 43H142L143 45L142 44H139ZM157 41L159 43H157V44L155 43L156 44L155 45L153 42H157ZM181 41L184 42V46H185V48L187 50L186 49H183L184 48V47H182L183 45L180 44V43H183ZM200 41H203V42H200ZM207 41H209V42H207ZM111 42H113V43L115 42L114 43L115 45L113 43H111ZM206 42L208 44H210V45L208 46V44ZM152 43H153V45H152ZM194 43L197 46V52H198L197 54H196V51H195L196 46H194L195 45ZM199 43H200V46H199ZM233 43H234L233 46H235L236 48L235 47L233 48V46H231ZM238 43L242 46V48H241V46ZM108 44H110V45L108 46ZM235 44H237V45H235ZM244 44H246V45H244ZM149 45H151L153 47H151ZM211 45H214V46L212 47ZM243 45H244V47H243ZM224 46H223V49H225ZM147 47L150 48V50H148ZM154 47H156V48L154 49ZM178 47H180V49L182 48V50H179L180 52H178V49H179ZM199 47H200V49H198ZM174 49H176V50H174ZM202 49H203V51H202ZM185 50H186V52H188L187 53L188 55L186 54V56H183ZM207 50H210V52L209 51L206 52ZM145 51L146 52L148 51V52L146 53ZM181 51H183V53ZM215 51H216V54H215ZM202 52L203 53L205 52L204 55H203V57H202V54H203ZM135 53H136V55H134ZM142 53H145V55L143 56ZM174 53L175 54L176 53L177 54L180 53V54H179V56L177 55V57H176V56H174L175 55ZM195 54H196V57L197 58L196 57H193V56H195ZM172 56L176 57V59H174ZM180 56H183V58H182L183 59L182 60L183 62H181V63L184 64L183 65L184 68H181V66H179L180 65L179 62L181 61L180 60L181 59ZM191 56L193 57V59H192ZM199 56L203 60H197L198 58L201 59ZM211 56H213V57H211ZM136 57H138V58H136ZM195 58H196L197 62H196ZM172 59H174L176 65L173 64L174 61ZM177 59L180 60V61H177ZM192 60H195V61H192ZM167 62L170 64L169 66L167 65L168 67L166 66V64H168ZM188 62H187V64H189ZM29 63H31V64H29ZM34 64H37V65H34ZM177 65L179 66L178 67L179 69L181 68V70L182 69L183 70L181 71L178 68H176ZM173 67L176 68V69H173ZM169 68H172V69H169ZM165 69L167 71H169V72H167ZM185 69H186V71H184ZM172 70H174L173 73H174L175 76L173 75ZM201 71H203V70H201ZM176 72H178V74ZM184 72H186L187 74L184 73ZM179 75H180V77H179ZM185 75H188L187 78L189 80L187 78H185L186 77ZM206 75L209 76V77H207ZM163 76H165V78H163ZM151 78H152V80H150ZM173 78H175V80L176 79L177 80L175 81V80H173ZM162 79L165 80V81H162ZM171 79H172V81H171ZM180 79L182 80V84H183V87L181 86L182 89L180 88L181 82L179 81L180 82V85L177 82ZM155 80H157V81H155ZM23 82H25L27 84L25 85V83H23ZM229 82L232 85H230ZM149 83H151V84H149ZM166 83H167V85H166ZM37 85H38V88H37ZM39 85H40V88H39ZM47 87H49V88H47ZM164 87H165V89H164ZM218 87L222 90L221 93L217 92V91H219L218 90ZM170 88L173 89V90H175V91L173 92V90H170ZM233 88H235V90H233ZM66 89H67V91H66ZM90 89H92L91 90L92 92L91 91L89 92ZM26 90L29 91L30 93L33 91L32 92L33 95H35L34 93L37 92L36 93V97H33V95L30 94V95H32V97L30 96L31 97L30 98L29 97V93H27V94L26 93H23ZM93 90H94V92L97 95L94 94V96H93L92 94H90V93H94ZM95 90L98 91V92H96ZM70 91H72V92H70ZM21 92H22V94H21ZM64 92H65V94H64ZM168 92L170 93V97H169ZM171 92L174 93V96H172L173 93H171ZM199 92L202 93V94H200ZM69 93H71V95ZM84 93H85V96H84ZM98 93H99V95H98ZM106 93H107V95H106ZM118 93H119V95H118ZM80 94H81L82 98H81ZM123 94L126 97L122 96L125 99V100L122 101V100H120L122 98L120 95H123ZM196 94H198V95L196 96ZM227 94H231V95H227ZM20 95H21V97H20ZM17 96H18V98L20 97V99H18ZM25 96H27V98ZM92 96H93V98H92ZM156 96L158 98H156ZM160 96L162 97V98H160L162 104L159 102L160 101V99H159ZM164 96L167 97L169 100H166L167 98L165 99ZM90 97L92 98L91 100H90ZM95 97H97V98H95ZM117 97H121V98H117ZM23 98H24V100H23ZM187 98H189L190 100H192V101H190V106H189V103H188L189 102V99H187ZM196 98L198 100H196ZM30 99L33 100V101L32 102L29 101ZM116 99H119V100H116ZM164 99H165V101H164ZM186 99H187L188 102L186 101ZM14 100H15V102H14ZM27 100L29 101L30 104L28 103ZM74 100H73V102H74ZM115 100H116V102L119 101L118 104L117 103L115 104ZM174 100L177 101L176 103H178V105H176V103H175ZM184 100H185V102H184ZM35 101H37L38 103L37 102L34 103ZM95 101H97L98 103L95 102ZM120 101H122V102H120ZM155 101L158 102V103H160V105H158ZM172 101H173L174 105L175 106H178V107L173 106ZM73 102H71V103H73ZM93 102L96 103V104L93 105L94 104ZM128 102H127V104H128ZM147 102H149V104ZM179 102H181V103H179ZM13 103H14V106H13ZM17 103H18V105H17ZM120 103H121L122 106H120ZM145 103H147L148 105H146ZM171 103H172V105H171ZM129 104H131V102ZM137 104H138V102H137ZM183 104H185V105L183 106ZM24 105L25 106H28V107H25ZM31 105H30V107H32ZM114 106L117 107V108H115ZM162 106H164V107H162ZM7 107L8 108L10 107L9 109L12 110V111H10V113L12 112V114L14 116L9 113V109H7ZM85 107L87 108L88 111H84V110H86ZM118 107H120L119 110H118ZM158 107H159V109H158ZM6 109H7V112L11 115V116L9 115L10 117L7 116L8 113L6 112ZM21 109H22V111H21ZM23 109H25V110L27 109L28 111L27 110L24 111ZM116 109H117V111H116ZM14 110H18V112L15 111L16 114L13 113ZM19 110H20L21 113H24V116L25 115H28V116H26V118H25L22 115L25 119L22 117V120H21L20 119L21 114L19 113ZM113 110L116 111V112H114ZM30 111H32V110H30ZM5 112H6L7 115L5 114ZM35 114H37V116ZM16 116H17V118L19 117L20 122L17 120ZM7 119H9V122L12 124V126H9L11 124H9V122L7 121ZM80 119H78V120H80ZM32 122H34V121H32ZM100 122H102L101 124L103 126L100 124ZM117 122H120V123H117ZM6 123H8V124L6 125ZM36 124H37V122H36ZM89 124H91L92 126L89 125ZM1 125H2V128H1ZM98 125H100V126L98 127ZM88 126H89L90 129L88 128ZM4 127H6V128L8 127L7 128L8 130L5 131L6 128H4ZM96 128L98 130L99 129H101V130H99L97 132L96 131L97 130ZM118 128H119V126H118ZM120 128H123V127H120ZM2 129H3V132H2ZM118 130H120V129H118ZM83 131H85V130H83ZM83 131H82V133H83ZM87 131H86V133H87ZM111 131H112V133H111ZM118 133H120L121 135H123V132L122 131H120V132L118 131ZM118 133H113V134H115L114 136H118L119 135ZM88 134H85V135L88 137ZM92 135L89 134V136H91V138L94 137ZM121 135H119V136H121ZM99 136L94 137L95 140L94 139L93 140L96 143V138L97 139L100 138L99 141L97 140V142L98 143L101 142L100 144H101V146H103L104 144L102 142L105 139V137H103V136H100L99 137ZM114 136H113V138H115ZM169 136H170V138H173V135L168 133V137ZM102 137L104 139H102ZM123 137H124V135H123ZM107 138H106V140L108 141ZM110 138L111 137H109V139ZM18 140H20V141H18ZM122 140L124 141V138L123 139L122 138L120 139V138L117 137V139H112L110 144L111 145L114 144L113 143V141H114L115 143H117L119 145L120 144L122 145L124 143ZM109 142L110 141H108V144H109ZM263 142H264V129L259 133V135H258V137L256 139V144L255 145L257 147H255V145H254L252 149L255 148L256 149L255 151L259 152V150L262 147H264L263 146L264 145ZM262 143H263V145H262ZM35 144H36V146H35ZM5 145H6V147H5ZM18 145L19 146L21 145L20 147H18V149L19 148L22 149V146L24 148L22 150L19 149V151H18V149L16 147ZM116 146H118V145H116ZM102 148H105V147L103 146ZM10 150H11V152H10ZM5 151H8L10 153L5 152ZM107 152H109V151H107ZM15 153H17V154H15ZM103 153H106V152H103ZM262 153H264V151H262ZM3 154L5 156H7V157H5ZM18 154H19L20 157H18ZM259 154L261 156V153H259ZM10 155H11V157H10ZM114 155H115V152L114 151H111L110 157L113 158L112 156H114ZM262 156L264 157V155H262ZM5 158H7V159H5ZM9 158H11L12 160L9 159ZM22 158H23V160L21 161ZM24 158L26 160H24ZM261 160L264 161V159H261ZM11 168H13L12 169V172H14V173H15V171L18 170V169L17 170H14L15 167L12 166L9 169L7 167V170L5 168L4 171L5 170L6 171L10 170V171H8V173L10 172L9 175H11V173H12L11 172ZM6 171L3 174H5V175L7 174L8 175V173ZM19 171H18V173H20ZM104 174H106V173H104ZM106 175H104V176L103 175H99V178H101L100 180L102 182L103 181H106V182L102 183L100 180H98V181L101 182V188L105 189V191H106L105 197L107 198V197H109V194L112 192L110 190V185H112V184L109 185V183H115L117 180H122V176H120L118 173H116L115 179L114 180H111V179H109V176H106ZM73 176L81 177L78 174H73ZM86 177H88V179H90L92 176L89 175V176H86ZM97 178H98V176H97ZM242 178L240 177V180H239V178H236L238 180H236V179L235 180L236 181H240V182H244V181L248 182L249 181L248 178H247V180L244 179V177H242ZM249 179L250 180H254L255 178H252L251 177ZM260 179L262 181L259 180V179H255L254 182H253L254 184H252V185H255V184H257V185L258 184L259 185L260 184H264V177H262ZM257 180L260 181V182H262V183L256 182ZM57 181H59L58 184L56 183V180H54L53 183L54 182L55 183L52 184V185L53 186L55 185L54 187H56V189H57V187H59L60 189L62 187L64 188L65 184L62 183V181L60 183V180H57ZM249 184H251V182ZM99 185H100V183H99ZM50 188L52 189L53 187L51 186ZM63 188H62V190H63ZM90 190H91V187H90ZM215 190H218V189L216 188ZM225 190H227V189L225 188ZM225 190H224L225 193L227 191L229 192V190H227V191H225ZM94 191L95 190L93 189V193H94ZM97 191H98V189H97ZM208 191L209 192L210 191H213L214 192V189L211 190V188H210ZM208 191H206L205 196L204 195L203 196L202 195H196L195 196V200L200 199V197L202 196L201 197V199H202L201 201H202V203H204L203 198H205V197L206 198H209L210 197L209 195L210 194L211 195L213 194V196H212L213 198H211V199L209 198V199L211 201L212 200H215L216 201L215 197L216 198L218 197L217 195H215L216 193L211 192V193L208 194ZM232 191H234V190H230V192H232ZM221 192H220V194H222ZM228 192L226 193L227 194L226 196H228ZM238 192H236V193H238ZM243 192H241V190H240V195H241V193L245 195V193H243ZM253 192L252 193L249 192L250 194L249 195H246V196H244V195H241L240 196L239 194H236V193H229V197H231V200H234L236 198V203L238 204L239 203L238 201L240 200V197L242 199L244 198V200L249 197L252 200L255 196L256 197L259 196V195H255V194H257L258 191H256L255 194ZM230 194H231V196H230ZM235 194L237 196L238 195L239 196L237 197V196H235ZM258 194H259V192H258ZM94 195H95V193H94ZM221 196H225V195H221ZM102 197H104V195ZM183 197H185V196H183ZM233 197H234V199H232ZM170 198H172V197H170ZM229 199H227V200L229 201ZM242 199H241V201H242ZM173 200H176L177 201L178 199L174 198ZM231 200H230V202L232 203ZM180 201H182V200L180 199ZM198 201L201 202L200 200H198ZM211 201H209V202H211ZM218 201H221V199L218 200ZM241 201H240V204L243 203L246 206L245 207L243 205V209H244V207L246 209L247 206H248V204H250L249 205V211H253V210H250V206L252 205V203H253L252 201L253 200L250 201V202H248V200H247L248 204H246V202H245L246 200L243 201L242 203H241ZM257 201H258V199L256 198V203L255 204L253 203V206H251V209H252V207L255 208V206H256V208L254 210H257V206H258V204H257L258 202ZM183 202H185V201H183ZM209 202L206 204L207 207L209 205V208H212L214 205L220 203V202L217 203V202H214L213 201L216 204H212V202L209 204ZM202 203H201V206H202ZM225 203H226V201H225ZM192 204H193V207H192L193 211L191 210V208H188L186 202L184 203V206L186 205L187 206L186 208H188L189 210L188 209L186 210V208H184L181 211L182 202L178 206H177V203H170L171 207L169 206V209H171V210L168 211V212H170V214L169 213H166V215H165V216H169L168 218L166 217L168 219L167 221H164V218L165 217H162L163 219H159L158 218L159 215L161 217V211L159 213V211H157V208H156V212H155V208H154V210H151L152 211L151 212L149 209L143 208V206H140V207H138L136 209H134V208L131 207L132 209L131 208H128L127 210L125 208H123L119 212V216H118L119 218L116 217V215H118L117 213H115V215H113L110 212L111 210L108 211V209H107V211L110 212V214H112L113 217L115 216L117 218V220H116V218L115 219L114 218L111 219L112 216L107 213L109 215V216L107 215V219H105L106 215H105V217H103V219H100L101 217H98L97 218V220L98 219L101 220V221L99 220L101 222V225L98 224V223H100L98 221L95 224L92 223V224H94L92 226L91 223L90 224L87 223L88 219L86 221L87 224L83 223L82 221L81 222H77V223H72L71 225H69L70 228L69 227L67 228V229H69L68 230L69 232L66 233L65 230H64V232H65L64 235H63L64 232L62 234H61V232H58L57 234H55L56 236L53 235L51 237L52 239L50 237H49V239H47V241L48 240L49 241L51 240L52 241L51 243L50 242H46V243L44 242V243H45V246L47 245V243H48L49 246L50 245L52 246L53 245L52 243L55 242L54 241L55 239H53V238L54 237H57V235L59 234V236L62 235V237L59 238V241H57L58 239H56V241L59 243L58 244L59 247H60L61 244L63 245L64 244V241H65L66 244L64 246H66V249H65L64 246H62V247H64V249L68 251L70 248H74V244H76L78 242L79 243L81 242V245H82V243H84V245H83L84 247H87L88 246L87 248L90 249L89 250L90 252L89 251L88 252H89V254H92L93 253L92 252L93 250L89 246V243L88 242H90L92 244V242L95 243L97 241V243H98L99 241H101L99 243V246H100V244H102L103 249L100 246V252H101V254H104V255L101 256L99 253H97L99 251H96L95 250L97 254L95 253L96 255L94 256L93 255L94 253H93L91 255V257H89L91 259V261H92V264H93V262H94V264H96V263L97 264L98 263L99 264H104V263L109 264L110 263L109 262L110 261L109 260V253H111V249L113 250V247L110 248V249H107L108 251H105L106 250L105 248H108V245H110V244H112L110 246H114V247H115V245L117 246V247H115L116 252H118L119 251L118 248L121 247V248H119L120 249V253L122 252L123 254L121 253L120 255H123V256H119V257L115 256V257L118 258V259L119 258L121 259L123 257V260H118L117 259L119 263L117 262V260H115V262L117 264H122L123 262L121 263V261H124L125 262L123 264H138V263H136L137 260L130 259L128 256H126V254L133 253L134 251H137V249L138 250H141V249L143 250L144 248L147 249L146 251L150 254L152 251L154 252V249H155L154 247H155L156 244H158V246L160 247V249H161V247L163 248V249L160 250V252H162V251L164 252L165 250L168 252L169 255L166 253L167 257L164 254V256L167 258L166 260L171 259V257H175L176 256L175 258H177V259H176V261L174 260V262H179L180 264H182L183 261H184V264H186V263L193 264L195 262H196V264H198V263L200 264L201 263L200 260L203 257V255L206 256L207 258H208L209 255H211V257L209 256L210 258H208V261L210 262L211 260H213L214 262H212V261L210 262V263H213V264L216 263V262H217V264H220L222 261L220 262L221 259H219V258L220 257L222 258V255H223V258L222 259L224 261H226L224 264H226V263L227 264H230V263L231 264H248L249 261H251L249 264H252V263L254 264V262H253L254 260L253 259L257 260L256 258H254V256L255 257H258L259 256L258 257V260L260 258V260L262 262H264V260H263L264 257L260 254L262 252L264 253V251H262V252L259 251V253H257L256 251H258V249L252 248L251 244L248 243V242H247L246 246H244L245 244L242 245L244 242H242L241 240H237V236H235V232H239L241 229H242V231L244 229L245 230L247 229L248 231L251 229V231H253L254 233H255V231L258 232V231L264 230V218H263L264 216L262 217V220H261L263 222H261L260 221L261 218H259L260 214L258 213L259 215H257V217L259 219L257 217H255V216H253V215L251 216L250 212L247 211L248 210V208H247L245 211H247L248 215H250L249 216L251 218L250 219V223L252 225L251 226L250 223L248 225L246 223V219L244 218L245 219V222L244 223H246L248 226H250L249 227L250 229H248L247 228L248 226L246 224H243V223H240L239 222V221H242L240 219L242 218L241 215L243 214V211H241L242 212L241 215L239 213H237V214L234 213L233 214V212H232L233 210L230 212V210L232 208L226 209L225 211H223L225 208L222 207L223 209L222 208H220V209L222 210V212H224L223 215L225 216V218H224L223 215H221V210H218V208H217V210L220 211V212L216 211L218 213H216L215 219L213 218L214 219L213 222H210L208 220V217H207V220L210 223L209 222L208 223L207 222L205 223L204 220L201 219V216L204 215V214L200 215L201 214L200 212L198 214L196 212L197 211V208L195 207L194 203H192ZM192 204H190V205H192ZM197 204H196V206H197ZM211 204H212V206H211ZM105 205L106 204H104V206ZM203 205L205 207L204 209H206L205 203ZM220 205H222V203L219 204L218 207H221ZM229 205H230V203H229ZM166 206H167V204H166ZM179 206H180V208H179ZM216 206H214L213 208H215ZM238 206H240V205L238 204ZM163 207H165V206H163ZM172 207L174 209H172ZM194 207L196 208V211H195V208ZM234 207H235V205H234ZM18 208H20V207H19V204H17V203H13V202L4 203V202L0 201V222H8V223L10 222V223H12L11 226L13 225L12 228L14 227V234L15 233L18 234V235H16V234L15 235L19 239H20V236H21V239L20 240H21V242L24 243V242H27L26 238L29 236V234H30V236L33 235V234L30 233V231L28 229H26L25 227H23L25 229H23L22 231L20 230V228L18 230V228H17L18 225L20 227L21 223H22V225H24L28 221L27 211H25V212H23L21 210L18 211ZM202 208H201V211H202ZM209 208H207V210L205 211V215H207L208 211L210 212L211 209H209ZM233 209L235 211V208H233ZM243 209H241V210H243ZM162 210L164 211V209H162ZM236 210H238V209L236 208ZM239 210H240V208H239ZM188 211H190V213L186 214L185 212H188ZM194 212H196V213H194ZM212 212L213 211H211V213ZM236 212H238V211H236ZM253 212H251V213L254 214L255 212L254 213ZM150 213H151V216L149 215ZM180 213H183L184 215H181L182 218L178 219L177 217L180 216L179 215ZM202 213H204V212H202ZM214 213H215V211H214ZM214 213H212L211 215L208 213V216L210 215L211 217L212 216L214 217V215H215ZM99 214H97V215H99ZM104 214H106V213H104ZM146 214H148V215H146ZM153 214H154V217L155 218L157 216V219H156L157 222L156 221H151L150 224H147L146 223L147 222V219H146V222L144 221L145 218H147L149 216L148 219L150 221L152 219L151 217L153 216ZM195 214H197V215H195ZM235 214H236V216H238L237 220L240 218L238 221H236L234 219V217H236V216H234L232 219L230 217V216L235 215ZM239 215H240V217H239ZM243 215H244V217L247 216L246 214H243ZM255 215H256V213H255ZM90 216H89V218H90V222H91L92 219L94 218V216H93V218L90 217ZM100 216H101V214H100ZM140 216H142V220L143 221L142 220L141 221L143 223L139 222V220L137 219L139 226L136 225L137 223L136 224L134 223L135 224L134 225L133 223L130 222L131 219H132V221H133V219L135 221V218H137V217L140 218ZM170 216H172V217H170ZM222 216H223V218H221ZM154 217H153L152 220H155ZM211 217H209V218H211ZM249 217L247 219H249ZM166 218H165V220H166ZM204 218H206V216ZM93 220H95V222H96L97 221L96 220V217ZM128 220H129V222L127 224H125ZM161 220L164 221V222H162ZM18 222L20 224H18ZM123 222H125V223H123ZM15 224L16 225L18 224L17 227L15 226ZM103 224H105V225H103ZM90 225L92 226L93 229L92 228L90 229V227H88ZM99 225H100L101 228L99 227ZM80 226L82 227L81 228L82 230H84V229L86 230L87 229L86 231H81V232H83V233L86 232L88 234L81 233L82 235L81 234H77V235L73 234L72 235V231L73 230L71 231V234H70V229H75L76 228V230H77V228H80ZM83 227H86V228L83 229ZM129 227H131L132 229L129 228ZM239 227H240V230L237 229ZM258 227H260V228H258ZM148 228L150 229L149 230L150 232L153 231L155 233V234H150V232H149V236L152 235L151 237H153V238H150L151 241H152V243H149V244L147 243V241L149 239L148 240H145V239H147L146 237L148 235L147 236L145 235L146 236L145 239H144V237L142 238V235L144 236V233L142 234L143 230L144 229L145 230L146 229L148 230ZM256 228L258 230H254ZM236 229L238 231H236ZM2 230H0V233H1L0 234V238H2L4 240H7L6 242H8V241L11 242L12 240H11L10 236L9 235H8L9 237L7 236L8 233L5 231V234H4V231H2ZM129 230H131V231L129 232ZM135 230H136L137 233H135ZM26 231H28L29 233L27 232L28 233L27 234ZM144 232L146 233L147 231H144ZM43 233H45V231ZM73 233H75V232L73 231ZM135 234H137V235L134 237ZM41 235L43 236V234H41ZM45 235L47 236V233ZM49 235L50 234L48 233V236ZM131 235H133V236L131 237ZM25 236H27V237H25ZM112 237H114V238L116 237L115 239L113 238V240L117 241V242L113 241V243H115V245L111 241H109L110 239L112 240ZM127 237L130 238V241L128 240L129 238H127ZM24 238H25V240H24ZM70 238H72V239H70ZM2 239H1V241H4ZM141 239L143 240V242L141 241ZM104 240H105L106 244H105ZM107 240L109 242H107ZM118 240H120L119 241V245H118ZM70 241L72 242L73 245L70 244L71 243ZM86 242L88 244H85ZM141 242H142V244H140ZM56 244L57 243L55 242L54 245H56ZM204 244H206L207 246L210 244L211 245L210 248L213 247V249L211 251L208 250V253L205 252V254H203L202 256L200 255V251H199V255L201 256L200 257L199 255H197L198 254V251L197 250H198V248H200L199 250L202 251V249H203L202 247H205L206 246V245L203 246ZM58 245L56 246L57 248H59ZM78 245H80V244H78ZM85 245H87V246H85ZM93 245H95V244H93ZM93 245H92V247H94ZM103 245H105L106 247H104ZM141 245L142 246L145 245L148 248H146L145 246H144V248H141L142 247ZM158 246H157L156 249H158L157 251L159 252ZM62 247H60L59 249H63ZM67 247H68V249H67ZM95 247H97V246H95ZM244 247L245 248L246 247H250V248L253 249V251L250 253L251 250L248 249L250 251H247V250H245ZM87 248H85V249L87 250ZM149 248L150 249H153L154 248V249L151 250V252H149L150 251ZM76 249L74 248L72 250H76ZM85 249L83 248V251H85ZM169 249L171 251L170 252L171 254L173 252L172 255L169 253ZM206 249H208V248H206ZM72 250H70V251H72ZM98 250H99V247H98ZM196 251H197V254H195V255L199 256V260H197L194 257L195 255L193 256V254L196 253ZM204 251H205V248H204ZM8 252L9 251H7V250H1L0 249V264H42L44 262L46 263L47 260H48V263H49V260H50V259H45L46 261H44V258H47V257H44L43 259H41L43 256H41L40 254H39V256L36 255V254L32 256V254L30 253L31 254V256H30L28 254L22 255V253H19V252H14L13 254H9ZM88 252H86V253H88ZM153 252H152V254H153ZM160 252L159 253H154V254H156V256L154 254L153 255L155 257H159V255H161L163 253L162 252L160 254ZM202 252H201V254H202ZM255 253H257L258 256H256ZM228 254H229V256H228ZM242 254H244V255L242 256ZM259 254L263 257V259H262V257ZM27 255H28V257H27ZM117 255H119V254H117ZM186 255H188L189 257H187ZM225 255L227 256V258H225L226 257ZM40 256H41V258H40ZM88 256H90V255H88ZM99 256H101L103 258H99ZM164 256L162 254V256L159 257V258L162 257V260L163 261L160 260L159 258H153L152 257L153 259H151V260L144 258L145 260L142 259L140 261V263L143 261L141 264H144V262H146V264H158V260H157V262H155V261H156V259H159V262H160L159 264H162V263L163 264H171L172 261L170 262V260H169L170 263H166V260L163 258ZM168 256H170V258ZM178 256H180V257H178ZM183 256H186V257L184 258ZM213 256H216L215 260H214V257ZM244 256L245 257H248L249 256L248 258H246L247 259L246 262H245L246 259H243V258H245ZM206 257L205 258L204 257L202 258V260L204 262H205V259L207 260ZM212 257H213V259H212ZM228 257H230V259ZM98 258L101 259V260H98ZM104 258H105V260L108 259L109 261H106L105 262ZM175 258H172V259H175ZM217 258L219 260H217ZM187 259H190V260H187ZM228 259L231 260L230 263H229ZM96 260H98V262ZM191 260H193L194 262L191 261ZM260 260L258 261L259 264L262 263ZM187 261H189V262H187ZM257 261H255V262H257ZM50 262H52L51 264H54V262H55V264L57 263L56 261L53 262V260H51ZM190 262H192V263H190ZM207 262H205V263H207ZM179 263H177V264H179ZM58 264H60V263H58ZM86 264H89L87 262V256H86ZM172 264H174V263H172Z\"/></svg>",
  "mask_w": 264,
  "mask_h": 264
}]
</instances>
